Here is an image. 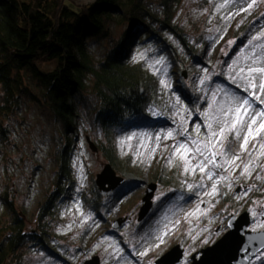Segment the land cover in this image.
Masks as SVG:
<instances>
[{
    "label": "rangeland",
    "instance_id": "obj_1",
    "mask_svg": "<svg viewBox=\"0 0 264 264\" xmlns=\"http://www.w3.org/2000/svg\"><path fill=\"white\" fill-rule=\"evenodd\" d=\"M91 2L78 0L76 4ZM151 2L155 7L156 0ZM174 22L199 50V60L187 61L180 78L166 73L164 57L147 42L129 48V55L152 77L167 116L153 131L133 129L115 137L117 158L111 166L116 175L128 179L121 187L127 193L111 202L103 217L98 216L96 203L86 199L93 198L95 176L109 163L98 151L103 135L86 90L75 120L73 198L53 204L54 216L38 222L39 232L50 235L55 255L46 258L41 255L45 253L29 250L24 264H66L67 260L86 264L94 257L99 264H123L163 245L164 252L180 245L181 264H190L193 254L199 256L201 249L228 231L226 222L231 215L248 211L254 220L247 230L264 231V137L260 139L264 72L250 71L264 69V0H181ZM110 29L111 39H117L121 29L115 24ZM240 31L246 33L236 38ZM110 44L109 39L91 43L92 56L101 59ZM175 78L181 90L171 88ZM18 104L11 118L4 120L8 140L0 142V193L7 191L29 230L36 229L38 207L53 186L61 126L31 97L22 96ZM174 104L178 107L172 115ZM161 131L163 135L155 138ZM246 136L248 143L241 148ZM181 144L184 148L177 152ZM192 155L197 158L195 163ZM156 175L169 176V184H158ZM150 182L157 184L152 208L144 222H137L141 198ZM190 202H194L192 210L163 232ZM0 219L9 220L1 205ZM115 221H120L115 230L118 236L109 234ZM178 226L177 235L167 244ZM159 253L151 254L147 262L152 264L163 254Z\"/></svg>",
    "mask_w": 264,
    "mask_h": 264
},
{
    "label": "trees",
    "instance_id": "obj_2",
    "mask_svg": "<svg viewBox=\"0 0 264 264\" xmlns=\"http://www.w3.org/2000/svg\"><path fill=\"white\" fill-rule=\"evenodd\" d=\"M180 2L156 0L153 7L151 0H94L83 5L68 0H0V142L8 140L4 120L11 118L22 96L31 97L61 126L53 186L38 207L36 229L26 230L7 191L0 193V205L9 215L5 222L0 219V264H24L29 250L45 253L41 255L46 258L55 255L50 235L39 232L38 222L54 216L53 204L73 198L75 120L86 90L94 101L93 116L103 135L98 151L113 166L117 135L133 129L153 131L164 123L166 107L159 102L152 77L129 55V48L147 42L164 57L166 73L180 78L187 61L199 60L196 45L174 22ZM112 24L121 29L117 39H111ZM242 32L236 38L246 33ZM108 39L110 47L101 59H95L90 44ZM171 88L181 90L178 78ZM168 177L156 175L154 180L168 185ZM127 182L125 179L108 198L96 186L92 188L93 198L86 199L96 203L99 217L107 214L111 202L127 193L121 188ZM109 234L118 236L112 229ZM256 256L249 264H264V249Z\"/></svg>",
    "mask_w": 264,
    "mask_h": 264
},
{
    "label": "water",
    "instance_id": "obj_3",
    "mask_svg": "<svg viewBox=\"0 0 264 264\" xmlns=\"http://www.w3.org/2000/svg\"><path fill=\"white\" fill-rule=\"evenodd\" d=\"M94 1V0H93ZM89 148L96 151V147L88 142ZM212 162L215 160L212 157ZM125 181L124 177L116 175L111 164H106L100 173L95 176V186L99 194L105 198ZM157 184L150 182L146 185L141 205L137 212L136 221L142 222L149 214L154 192ZM254 218L248 211L239 215L229 216L226 222L228 231L223 234L213 245L199 251V256L193 254L190 257V264H249L251 260L264 249V231L251 232L247 230ZM120 221H115L111 225L112 230H116ZM183 259V249L180 245H175L164 252L152 264H181ZM86 264H99L98 258L87 260Z\"/></svg>",
    "mask_w": 264,
    "mask_h": 264
},
{
    "label": "bare ground",
    "instance_id": "obj_4",
    "mask_svg": "<svg viewBox=\"0 0 264 264\" xmlns=\"http://www.w3.org/2000/svg\"><path fill=\"white\" fill-rule=\"evenodd\" d=\"M177 107H178V106L174 104V108H173L172 113H171L172 115L176 114V112H177ZM233 110L236 111V110H238V108L236 107V108H234ZM162 135H163V132L161 131V132H159V133L156 135L155 138H158V137H160V136H162ZM263 137H264V130H263V131L261 132V134H260V139H263ZM193 206H194V202H190V203H188V204L186 205V207L184 208V210H182L181 213H180L178 216H176L175 218H173V220H172V222L170 223V225L164 228V231H163V232L167 231V230L170 229L172 226H174V224H176V223H178L179 221H181V220L184 218L185 214H186L187 212H189L190 210H192ZM178 228H179V226L177 227V229L175 230V232L171 235L172 238H175V236L177 235Z\"/></svg>",
    "mask_w": 264,
    "mask_h": 264
},
{
    "label": "built area",
    "instance_id": "obj_5",
    "mask_svg": "<svg viewBox=\"0 0 264 264\" xmlns=\"http://www.w3.org/2000/svg\"><path fill=\"white\" fill-rule=\"evenodd\" d=\"M191 158L194 160V162L191 160L193 163H195L197 161L196 160L197 158L195 156L192 155ZM172 239H174V238L170 237L168 239L170 241H168L167 244H169L172 241ZM165 247H166V245H163V246L157 248L156 251H153L152 253L148 254L147 256H145L143 258H140L139 255H135L131 259H126V260L124 259L125 261L123 262V264H151V262H147V259L149 258V256H151V254H156L158 252H160L158 255L162 254L164 252Z\"/></svg>",
    "mask_w": 264,
    "mask_h": 264
},
{
    "label": "snow or ice",
    "instance_id": "obj_6",
    "mask_svg": "<svg viewBox=\"0 0 264 264\" xmlns=\"http://www.w3.org/2000/svg\"><path fill=\"white\" fill-rule=\"evenodd\" d=\"M249 7H251V5H249ZM250 71H255V72H264V69H251ZM262 87H264V86H262ZM248 104V101L247 100H245L244 101V105H247ZM241 107H243V105L241 106ZM253 122H255L254 120H253ZM233 128H235V124L233 125ZM261 128H264V125H261ZM223 128L221 129V134H223ZM249 132H251V125H249ZM169 135H171V133H169ZM248 143V137L246 136L245 137V140H244V144H242L241 145V148H244V146L246 145ZM182 148H184V145L183 144H181L180 146H179V148L177 149V152H179V150L180 149H182ZM239 157H237V159H238ZM202 171H203V169H201ZM213 187H215V186H213ZM161 242H163V239L161 238ZM158 247H159V245H157Z\"/></svg>",
    "mask_w": 264,
    "mask_h": 264
},
{
    "label": "crops",
    "instance_id": "obj_7",
    "mask_svg": "<svg viewBox=\"0 0 264 264\" xmlns=\"http://www.w3.org/2000/svg\"><path fill=\"white\" fill-rule=\"evenodd\" d=\"M74 1V3H76L78 0H73ZM80 1H82V0H80ZM88 1H91V0H88Z\"/></svg>",
    "mask_w": 264,
    "mask_h": 264
}]
</instances>
